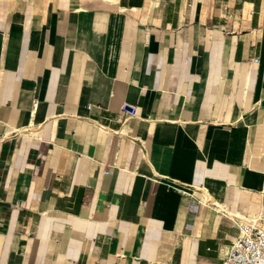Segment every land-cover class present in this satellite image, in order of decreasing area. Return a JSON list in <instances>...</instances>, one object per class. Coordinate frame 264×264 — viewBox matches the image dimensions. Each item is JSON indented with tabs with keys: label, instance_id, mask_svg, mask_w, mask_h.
I'll return each mask as SVG.
<instances>
[{
	"label": "crops",
	"instance_id": "1",
	"mask_svg": "<svg viewBox=\"0 0 264 264\" xmlns=\"http://www.w3.org/2000/svg\"><path fill=\"white\" fill-rule=\"evenodd\" d=\"M244 224L264 0H0V264H222Z\"/></svg>",
	"mask_w": 264,
	"mask_h": 264
},
{
	"label": "built area",
	"instance_id": "2",
	"mask_svg": "<svg viewBox=\"0 0 264 264\" xmlns=\"http://www.w3.org/2000/svg\"><path fill=\"white\" fill-rule=\"evenodd\" d=\"M222 264H264V230L254 224L242 225Z\"/></svg>",
	"mask_w": 264,
	"mask_h": 264
},
{
	"label": "bare ground",
	"instance_id": "3",
	"mask_svg": "<svg viewBox=\"0 0 264 264\" xmlns=\"http://www.w3.org/2000/svg\"><path fill=\"white\" fill-rule=\"evenodd\" d=\"M262 228V227H261ZM263 229V228H262ZM264 230V229H263Z\"/></svg>",
	"mask_w": 264,
	"mask_h": 264
},
{
	"label": "rangeland",
	"instance_id": "4",
	"mask_svg": "<svg viewBox=\"0 0 264 264\" xmlns=\"http://www.w3.org/2000/svg\"><path fill=\"white\" fill-rule=\"evenodd\" d=\"M258 224V223H257ZM259 225V224H258Z\"/></svg>",
	"mask_w": 264,
	"mask_h": 264
}]
</instances>
